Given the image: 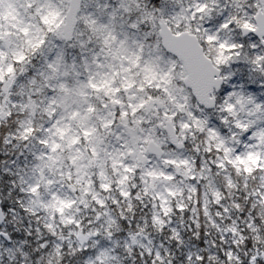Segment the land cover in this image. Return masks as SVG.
<instances>
[{
  "label": "clouds",
  "instance_id": "clouds-1",
  "mask_svg": "<svg viewBox=\"0 0 264 264\" xmlns=\"http://www.w3.org/2000/svg\"><path fill=\"white\" fill-rule=\"evenodd\" d=\"M50 3L61 12V15L56 17L51 25H45L38 18L32 21L42 30L41 34L45 35L46 43L35 52L25 48L26 61L15 65L18 70L17 83H26L32 78L39 82L43 73L45 77L50 75L59 77V80L51 81L53 85L61 81L65 83L71 81L77 86L86 85L89 77H99L106 71L105 68L96 66V59L99 57L101 63L106 65L107 54L100 51L101 45L95 39L91 43L88 42L90 32L80 20L75 24V32L83 33L79 41L75 34L71 40H61L57 32L64 31V28L57 29L56 25L61 19H65V23L70 22L68 6L72 0H50ZM100 3L115 7L118 0H100ZM190 3L192 0H180V3L176 0H141L142 6L146 5L149 10L165 9L166 16L179 12L181 6L187 8ZM237 3L239 6L234 5L232 0H219L211 19L205 16L204 21L198 23H202V27H207L211 31L216 27L217 21L229 13L241 19L249 18L256 11L249 5L261 3V0H237ZM81 4L88 6L81 7L77 17L94 15L97 19H101L100 13L90 0H81ZM261 6H264V3H261ZM108 11L110 12L111 8ZM139 14V12L134 13L132 18L135 19ZM128 19L124 16L123 23L126 24ZM104 22H107L106 19ZM195 26L194 23L193 27ZM49 28L52 31H49ZM150 30L145 24L139 32L132 33L131 38L141 39L143 33ZM230 35L232 39L245 46L240 56H233L231 60L219 66H215L214 62L207 65L211 86L202 98L193 96L189 86L178 76L173 77L170 85L171 99L164 96L162 91L156 93L154 88L149 89L153 94L164 96V104H157L151 111L146 110L143 117H138L145 123L142 128L136 125V138L154 141L159 148L149 150L142 158L139 155L121 156L119 153L122 141L124 145L131 144L132 141L129 138L126 122L120 121L111 128L110 133L101 131L103 140L99 137L94 138L98 159L90 160L89 152L85 150L84 145H77L73 150L65 152L66 156H74L77 154L75 149H79L82 159L77 161V166L80 167V172L74 170L71 160L62 159L60 163L63 166L64 178L58 175L50 177L57 181L53 188L62 198L78 201L77 206L80 211L75 213V216L81 221L83 235L89 232L95 233L99 229V236L92 235L87 239H81L76 235L81 229L71 225L57 226L56 235H52L44 227L45 224L52 223L49 219L50 213L39 204L30 205L29 201L33 197L27 192H21L20 189L27 188L37 181L38 176L32 171L38 163L34 154L46 149H42L34 140L29 142L33 145L30 148H25L22 142L18 141H11L6 145L5 133L12 129L0 128V161H2L0 162V208L6 213L0 219V231H7L11 237L10 240L0 239V264H100L96 258L105 251L107 256L104 258V264H151L156 252L161 254L158 264H198L195 260L197 255L206 257L203 264H247L248 257L257 254L258 249L261 252L260 260L264 264V171L254 169L252 174H247L241 168L237 173L231 165H227L226 161L224 169L215 167V164L224 158L223 150L217 152L215 149V144L221 139L224 141V147L231 149L229 155L232 158L237 154L246 155L248 151H252L258 152L262 158L261 162L264 163V144H260L258 135H254L264 130V61L251 62L257 55L264 56V43H261L260 34H249L238 30ZM154 40L155 36H150L145 41L143 53L145 59L149 55L147 45ZM253 43L257 45L255 49L249 46ZM61 53L69 67L65 69L61 64L58 73L50 74L47 65L55 61ZM21 68L24 69L22 73L19 71ZM66 71L69 73L67 76ZM83 91L86 92L89 100H96L93 90L85 87ZM54 95L56 93L45 89L36 98L43 99L44 105H47L48 99ZM241 96L245 98L243 105L237 102ZM20 99L21 97L12 96L14 101ZM229 104L234 106L231 112L227 110ZM52 107L57 108L56 116L49 117L45 113L37 112L34 117L36 124L48 128L57 119L61 120L62 125L68 123L67 109L59 105ZM156 109L159 110V115ZM15 112L18 111L13 110V113ZM164 112H168L169 115L174 114L175 118L165 119ZM105 116L107 113L98 109L96 119ZM3 123L11 125L13 120L8 119ZM184 123L189 124L190 127L181 128V124ZM237 124L246 126L247 130L244 127H237ZM209 129L215 130L218 134L217 139L209 136ZM36 135L44 134L38 132ZM209 147L213 149L211 153L206 151ZM124 150L126 153V148ZM113 159L120 160L134 169L133 173L127 174L129 179L122 187L125 191L139 193L140 200L137 201L135 195L129 201L120 198L118 186L113 184L112 190L101 196L108 202L104 209L108 215L97 220L94 202L90 194L86 195L82 189L88 187V180H93L96 182V187L91 188L90 192H98L99 183L108 182L100 180L101 170L105 171L112 181L125 175L120 165H117V171L111 170ZM165 160H187L188 164L176 167L164 163ZM149 170L164 171L174 179L151 181L145 176ZM69 171L72 172L74 179L66 182ZM193 176L196 177L195 180L191 178ZM21 178L24 184L20 183ZM226 178L231 179V187ZM76 179L80 180V184L75 182ZM12 181H16L15 186ZM152 184H155V187H152ZM146 186L148 194L144 195ZM167 189L175 192L176 195L169 196ZM157 193L164 196L168 206L173 208L167 218L163 217L159 202L152 199ZM216 193L219 194V198ZM110 197L120 200V203L112 205ZM44 199L47 201L48 197L45 196ZM18 200L25 206L33 207L37 216L33 217L26 213L21 204L17 203ZM80 201H85L87 206ZM128 203L132 204L133 210H126L124 212L126 219H121V209H126ZM178 204L185 205L184 212L175 211ZM9 209H15V212H10ZM217 212L220 213L219 216ZM154 215L170 221L164 225L163 230L160 225L152 223L151 217ZM109 220L114 221L110 228ZM197 223L199 227H196ZM25 228L31 231L30 236L25 235ZM233 228L236 229L235 232L232 231ZM172 229H176L182 243L177 244L172 238ZM109 230L112 232L111 236L107 234ZM61 233L63 239L60 238ZM194 234L199 238H195ZM42 244L46 246H41ZM57 248L60 249L59 254ZM6 249L15 252L14 258L10 259ZM17 249L19 251H16ZM229 251L233 253L231 261L227 259ZM149 252L152 253L151 256L148 255ZM140 253L144 255L141 256ZM189 255L193 257L191 261L185 259ZM237 256H240L241 260L238 261Z\"/></svg>",
  "mask_w": 264,
  "mask_h": 264
},
{
  "label": "snow or ice",
  "instance_id": "snow-or-ice-1",
  "mask_svg": "<svg viewBox=\"0 0 264 264\" xmlns=\"http://www.w3.org/2000/svg\"><path fill=\"white\" fill-rule=\"evenodd\" d=\"M180 3V0H176ZM100 13L101 19L96 16L85 15L77 17V13L81 7H87V4H81V0H72L68 6V13L71 17L70 22L65 23V19H61L56 25L57 29L63 27L64 31H58L57 35L61 40H71L75 34L77 40L83 33L75 32V24L77 20L83 21L88 28L90 35L88 42L91 43L95 39L100 45V51L107 54L108 63L105 65L101 63L99 57L96 59V66L98 68H105L106 71L99 77H89L87 84L73 85L71 81L58 82L53 85L52 80H59L58 76L45 77L41 74V80L38 82L35 78L28 80L26 83H17V68L16 64L26 61L27 55L25 48L31 52H35L42 48L46 43V37L42 30L35 26L32 21L38 18L45 25H51L53 20L61 15V12L54 8L50 0H0V123L8 120L13 115V110L25 114V118L18 121L19 129L17 134L5 137L4 144H9L11 141L30 142L35 141L45 151L34 154V158L38 163L33 167L32 171L37 174V181L27 186L21 187V192H27L33 199L29 201L30 205L39 204L46 212H49V219L52 223L45 224L44 227L56 235L55 228L59 225L75 226L81 229L76 232V235L81 239H87L88 236L100 235V230L97 229L95 233L89 232L83 235L81 228V221L76 218L75 213L80 211L77 206L76 199L62 198L53 188L57 183L56 180L50 178L58 175L64 178L63 166L60 161L62 159L71 160L74 170L80 172V167L77 166V161L82 159L79 149H75L77 154L74 156L64 155L67 150H73L77 145H84L85 150L89 152L90 160L98 159L97 147L93 143L95 137L103 140L100 135L101 131L110 130L118 122H126L128 128L129 138L131 144L124 145L122 141L121 156L125 154L129 156L139 155L143 157L149 150L159 148V145L154 141H144L136 138V125L143 127L145 121L138 117H143L145 111H151L156 108L157 104H164V96L168 99L172 98L170 85L173 82V77L178 76L184 84L188 85L191 94L197 98H202L211 86V78L209 76L207 65L213 64L215 66L222 65L231 60L233 56H240L244 48V44L232 39L231 33L234 31H243L249 34H260L261 43H264V0L261 3L249 5L254 7L256 11L249 16V18L241 19L239 16L229 13L226 17L217 21L216 27L209 30L207 27H202L205 16L211 19L212 13L216 10L219 0H192V3L187 8L181 6L180 11L166 16L165 9L153 8L149 10L146 5L142 6L141 0H118V4L113 7L110 4H101L100 0H90ZM232 3L239 6L237 0H232ZM7 5V9H5ZM109 8L111 11L109 12ZM139 12L140 14L133 19V14ZM124 16L129 19L127 23H123ZM106 19L107 22H104ZM196 24L193 27V24ZM148 25L150 31L143 33V38L133 40L131 34L139 32L143 25ZM49 31H52L49 28ZM223 34V35H222ZM155 36V40L147 45L149 55L147 59L144 58L145 41L147 37ZM75 46V45H71ZM83 47V42H81ZM252 49L257 47L256 44L249 45ZM207 48V51H206ZM166 53V55H165ZM214 53V55H213ZM264 61V56L257 55L252 63ZM63 64L64 68L69 67L67 61L61 53L47 65L49 73H58L60 65ZM74 67V65L72 66ZM22 73L23 68L19 69ZM65 75H69L66 71ZM93 90L96 94V100H89L84 88ZM154 88L156 93L163 92L164 96L153 94L149 89ZM15 89V91H13ZM47 89L50 92L56 93L52 98L48 99L47 105H44V100H37V96L42 94ZM21 97L20 100H12V96ZM250 101V98H248ZM241 105L245 102V98L241 96L238 101ZM53 105H59L67 109L66 119L68 123L61 124V120L57 119L50 127L44 128L36 124L34 117L37 112L47 114L49 117H55L57 108ZM233 105L227 106L228 111H233ZM98 109L107 113V116L96 119ZM157 115L159 110L156 109ZM191 116V113H189ZM165 119L172 120L175 118L174 114L169 115L164 112ZM63 119V118H62ZM227 121H225L226 123ZM124 126V125H121ZM183 129L190 127L189 124L184 123L180 126ZM237 127L246 126L237 124ZM40 132L44 135L37 136ZM209 136L212 139H217L218 134L214 129H209ZM260 144H264V130L258 134ZM58 137V139H57ZM120 139L119 136H117ZM89 145H92L90 148ZM25 148L28 143H25ZM126 148V153L125 149ZM215 149L219 152L221 149L224 152L223 160L215 164V167L224 169L225 161L227 165H231L237 173L241 171L244 173L252 174L254 169L257 171H264V163L261 162V156L258 152L248 151L246 155H235L232 158L229 153L231 149L224 147V141L221 139L215 144ZM208 153L213 151L212 147L206 149ZM23 153H21L22 155ZM164 163L175 165H187V160H165ZM117 165H120L125 175L120 176L118 179L109 180L105 171L99 172L101 181H108L99 183L98 192H90L91 188L96 187V182L88 180V187L83 188L86 195L90 194L91 200L94 202L96 219L100 220L102 216H107L108 213L104 211L108 202L102 199L103 194L109 193L112 190L113 184L118 186L119 197L129 201L133 195L137 201L140 200L139 193L125 191L122 187L128 181L127 174L133 173L134 169L123 164L122 161L113 159L111 162V170L117 171ZM59 170V171H58ZM7 171V170H6ZM211 171V168L209 169ZM47 173V175H46ZM147 178L151 181H172L174 177L166 174L164 171L149 170L145 173ZM193 180L195 176L191 177ZM74 177L72 172L69 171L66 182L73 181ZM228 180V185L231 187V179ZM75 182L80 184V180L76 179ZM146 184L148 181H144ZM20 183L24 184L23 179ZM13 186L16 181H12ZM155 187V184L151 185ZM135 187V185H132ZM75 190V189H73ZM168 195L174 197L175 192L167 189ZM148 194V187L144 188V195ZM217 198L219 194L216 193ZM48 199L45 201L44 197ZM112 205H118L120 200L111 198ZM154 201L159 202V209L163 217L167 218L173 208L168 206V202L164 196L157 193L152 197ZM219 202V199L218 201ZM17 203L21 204L23 210L33 217L37 216L33 207L25 206L19 200ZM84 203L85 201H80ZM155 206V205H153ZM239 207V205H236ZM148 207V206H145ZM132 211V204L128 203L127 208L121 209V219H126L124 216L125 211ZM10 212H15V209H9ZM176 212H184L185 205L178 204L175 208ZM227 211V209H225ZM207 210L205 209V215ZM6 213L3 208H0V219ZM220 213L217 212V216ZM152 223L161 226V230L166 223L160 216H152ZM39 221L37 220V223ZM90 222V221H89ZM114 221L109 220V228ZM196 227H199L198 223ZM251 229V225H249ZM39 231V229H37ZM236 231L235 228L232 229ZM172 238L175 239L177 244L182 243L180 236L177 234L176 229L171 230ZM111 236V230L107 233ZM25 235L30 236L31 231L25 228ZM195 238H199L194 234ZM60 238L63 239V233ZM243 238V234H241ZM0 239H8L7 231H0ZM46 246V245H41ZM9 257L14 258L15 252L12 249H6ZM16 251H19L17 249ZM84 251V249H81ZM60 249L57 248V254ZM23 254V253H22ZM141 256L144 253H140ZM148 255H152L151 252ZM232 251L227 254L228 261L232 260ZM107 252H101L97 256L100 264H104V258ZM261 252L258 249L257 254L248 257L247 264H262L260 260ZM186 260L191 261V255L185 257ZM206 257L197 255L195 260L198 264H203ZM208 259H212L208 257ZM161 260V254L156 252L151 264H158ZM237 260H241L237 256Z\"/></svg>",
  "mask_w": 264,
  "mask_h": 264
},
{
  "label": "trees",
  "instance_id": "trees-1",
  "mask_svg": "<svg viewBox=\"0 0 264 264\" xmlns=\"http://www.w3.org/2000/svg\"><path fill=\"white\" fill-rule=\"evenodd\" d=\"M9 119L13 120V124L6 125L5 123H0V128L10 127L12 130L5 133V135L8 136L9 139H11V135L17 134V130L19 129L18 121L24 119V114L20 113V112H15V113H13L12 117H10ZM20 142H22L23 145H25V143H28V148L33 147V145L29 144V142H23V141H20ZM0 162H2V161H0Z\"/></svg>",
  "mask_w": 264,
  "mask_h": 264
}]
</instances>
